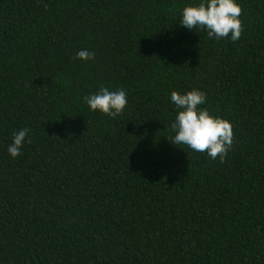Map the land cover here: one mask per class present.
<instances>
[{
    "label": "trees",
    "instance_id": "1",
    "mask_svg": "<svg viewBox=\"0 0 264 264\" xmlns=\"http://www.w3.org/2000/svg\"><path fill=\"white\" fill-rule=\"evenodd\" d=\"M200 2L0 0V264H264V0H236V42L179 24ZM193 89L232 125L224 163L172 144Z\"/></svg>",
    "mask_w": 264,
    "mask_h": 264
},
{
    "label": "clouds",
    "instance_id": "2",
    "mask_svg": "<svg viewBox=\"0 0 264 264\" xmlns=\"http://www.w3.org/2000/svg\"><path fill=\"white\" fill-rule=\"evenodd\" d=\"M241 15L242 9L236 0H201L197 6H186L182 10L179 24L189 30H205L209 38L221 40L230 36L231 41L236 42L244 31L239 19ZM94 57V52L81 50L75 58L88 61ZM170 99L177 110L171 124L175 133L172 144L186 145L194 152L207 153L212 160L219 158L224 163L233 146L234 134L230 122L214 117L206 108L199 107L207 99L202 91L193 89L185 94L173 91ZM84 101L93 112L99 111L112 118L119 116L128 102L123 89L109 91L105 87H101L96 94L85 96ZM28 132L29 129L24 128L13 133L12 143L8 147L12 158L21 155ZM27 142L31 143V140Z\"/></svg>",
    "mask_w": 264,
    "mask_h": 264
}]
</instances>
